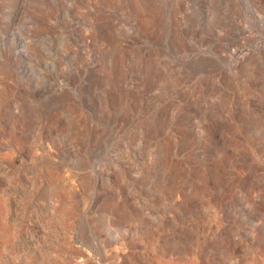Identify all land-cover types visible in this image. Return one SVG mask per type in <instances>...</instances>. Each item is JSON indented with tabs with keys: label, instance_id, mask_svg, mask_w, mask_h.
I'll list each match as a JSON object with an SVG mask.
<instances>
[{
	"label": "rangeland",
	"instance_id": "rangeland-1",
	"mask_svg": "<svg viewBox=\"0 0 264 264\" xmlns=\"http://www.w3.org/2000/svg\"><path fill=\"white\" fill-rule=\"evenodd\" d=\"M0 264H264V0H0Z\"/></svg>",
	"mask_w": 264,
	"mask_h": 264
},
{
	"label": "bare ground",
	"instance_id": "bare-ground-1",
	"mask_svg": "<svg viewBox=\"0 0 264 264\" xmlns=\"http://www.w3.org/2000/svg\"><path fill=\"white\" fill-rule=\"evenodd\" d=\"M243 3H246V4H247V1H243ZM234 49H235V48H233V49H230V48H229V50H230L231 52L234 51ZM142 54H143V53H142ZM140 55H141V54H140ZM139 57H140V56H139ZM141 57H142V56H141ZM221 58H222V56H221ZM133 60H134V59H133ZM133 75H134V74H133ZM168 149H169V145H168ZM198 156H199V155H197V157H198ZM199 157H200V156H199Z\"/></svg>",
	"mask_w": 264,
	"mask_h": 264
}]
</instances>
